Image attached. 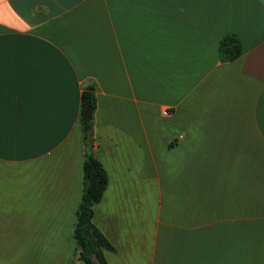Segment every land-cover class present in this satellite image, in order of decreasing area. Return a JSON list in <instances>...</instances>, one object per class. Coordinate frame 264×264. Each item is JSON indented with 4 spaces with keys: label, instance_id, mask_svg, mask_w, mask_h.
<instances>
[{
    "label": "crops",
    "instance_id": "0c3cea01",
    "mask_svg": "<svg viewBox=\"0 0 264 264\" xmlns=\"http://www.w3.org/2000/svg\"><path fill=\"white\" fill-rule=\"evenodd\" d=\"M86 88L108 264H264V0H0V264L83 263Z\"/></svg>",
    "mask_w": 264,
    "mask_h": 264
},
{
    "label": "trees",
    "instance_id": "16d2710c",
    "mask_svg": "<svg viewBox=\"0 0 264 264\" xmlns=\"http://www.w3.org/2000/svg\"><path fill=\"white\" fill-rule=\"evenodd\" d=\"M242 53L243 46L238 37L227 34L222 38L219 45V57L222 62H234ZM81 100L80 124L85 146L84 188L73 231L76 242L75 259L84 264H108L104 251H113L114 248L92 222L94 206L101 201L109 181L106 170L94 152V115L97 109L94 88L84 89ZM87 111L91 112L92 120L84 121L83 116Z\"/></svg>",
    "mask_w": 264,
    "mask_h": 264
},
{
    "label": "water",
    "instance_id": "95a60500",
    "mask_svg": "<svg viewBox=\"0 0 264 264\" xmlns=\"http://www.w3.org/2000/svg\"><path fill=\"white\" fill-rule=\"evenodd\" d=\"M83 120H84V121L92 120V114H91L90 111H87V112L85 113V115L83 116Z\"/></svg>",
    "mask_w": 264,
    "mask_h": 264
},
{
    "label": "built area",
    "instance_id": "2783aa9c",
    "mask_svg": "<svg viewBox=\"0 0 264 264\" xmlns=\"http://www.w3.org/2000/svg\"><path fill=\"white\" fill-rule=\"evenodd\" d=\"M165 114H167V112H164Z\"/></svg>",
    "mask_w": 264,
    "mask_h": 264
},
{
    "label": "rangeland",
    "instance_id": "374dc122",
    "mask_svg": "<svg viewBox=\"0 0 264 264\" xmlns=\"http://www.w3.org/2000/svg\"><path fill=\"white\" fill-rule=\"evenodd\" d=\"M82 263V262H81ZM83 264V263H82Z\"/></svg>",
    "mask_w": 264,
    "mask_h": 264
}]
</instances>
